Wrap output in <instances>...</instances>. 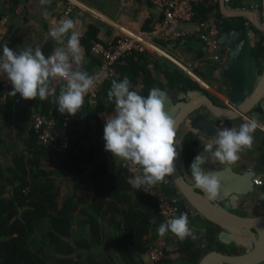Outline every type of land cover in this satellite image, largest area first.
I'll use <instances>...</instances> for the list:
<instances>
[{"label": "trees", "instance_id": "trees-1", "mask_svg": "<svg viewBox=\"0 0 264 264\" xmlns=\"http://www.w3.org/2000/svg\"><path fill=\"white\" fill-rule=\"evenodd\" d=\"M2 1L0 18L13 6L9 0L4 4ZM228 4L245 7L235 0H229ZM257 9L262 12L261 0ZM196 11L195 21L218 17L219 1L203 0ZM252 30L260 36L254 43V52L263 70L264 33L254 25ZM97 32L90 26L82 40L89 75L100 66V59L92 52L98 41ZM50 42L42 49L45 56L51 55L55 47V42ZM164 59L149 52H137L117 66L120 76L106 80L95 104L86 99L83 111L70 123L71 145L63 153L41 145L39 135L29 124H23L31 119L28 106L34 103L39 115L53 116L57 128L61 129L67 114L58 112L55 98L24 100L19 94L16 97L8 94L6 103L0 107V152L11 161V165L6 166L0 160V264H159L145 261L150 247L149 235L164 222L157 199L144 190L132 188L128 183L129 175L123 169L110 173L107 160H99L97 149L86 144V135L80 126L85 121L87 132L97 135L104 131L97 113L109 103L107 92L114 79L129 76L133 90H138L141 84L138 91L145 97L153 87L166 91L176 87L199 88L188 73ZM157 70L165 81L152 75L151 71ZM140 73L138 82L136 74ZM60 87L56 88L57 95ZM12 90L11 85L10 92ZM214 99L220 103V98L214 96ZM23 108L29 111L24 113ZM20 144L27 150H20ZM175 204L182 212L191 211L182 203ZM210 225L206 234L196 233L199 237L196 241L178 239L177 259L168 258L170 252L164 250L163 264H198L211 250L229 254L242 252L236 246L217 240L219 227Z\"/></svg>", "mask_w": 264, "mask_h": 264}, {"label": "clouds", "instance_id": "clouds-1", "mask_svg": "<svg viewBox=\"0 0 264 264\" xmlns=\"http://www.w3.org/2000/svg\"><path fill=\"white\" fill-rule=\"evenodd\" d=\"M39 2L43 6L50 4L51 0ZM43 15L47 18L48 12L45 10ZM80 23L79 19L72 18L54 22L49 35L60 46L48 56L39 46L19 52L7 43L2 46L0 74H6L12 85L10 96L19 94L24 100L54 97L62 115L75 116L83 111L85 96L95 87L96 81L82 66L85 50L78 30ZM58 79L64 83L57 95L54 82ZM169 99L168 91L159 87L151 88L146 97L141 95L138 90H133L127 76L112 80L107 92V101L114 107L112 114L105 117V150L116 159L139 167L141 171L128 180L136 190L143 188L150 192L176 172L177 147L182 146L183 141L178 135L177 121L165 110ZM257 129L264 132V124L254 117L238 128L219 129L215 136L205 141L199 129L194 128L203 142V151L196 155L190 166L191 182L206 194L209 202L218 199L222 188L218 172L205 168L209 157L212 164L235 165L240 160V153L253 147ZM131 171L135 173L136 167ZM169 232L181 242L189 238L192 241L199 239L196 230L189 227L186 213L161 223L157 228L160 237Z\"/></svg>", "mask_w": 264, "mask_h": 264}, {"label": "water", "instance_id": "water-1", "mask_svg": "<svg viewBox=\"0 0 264 264\" xmlns=\"http://www.w3.org/2000/svg\"><path fill=\"white\" fill-rule=\"evenodd\" d=\"M218 1V41L228 48L227 67L222 75L229 84L225 99L235 104L236 109L229 107L223 99L218 104L202 87L181 90L174 97L169 95L165 107L177 121V131L187 123L207 138L217 134L218 122L228 125L245 121V116H249L258 117L264 124V69L255 56L252 36L253 25L264 33V0H261L260 13L253 8L233 7L226 0ZM261 136L264 137V132ZM245 151L253 159V166L246 165L243 171L228 166L213 170L218 172L222 185L214 203L185 178L178 160L175 174L165 179L171 183L172 192L168 194L171 200L182 203L205 221L218 226L217 240L244 250L237 254L211 250L198 264H264V213L249 216L236 210L243 196L264 197V191H256L253 183L258 172L264 174V149L254 142L253 147Z\"/></svg>", "mask_w": 264, "mask_h": 264}, {"label": "crops", "instance_id": "crops-1", "mask_svg": "<svg viewBox=\"0 0 264 264\" xmlns=\"http://www.w3.org/2000/svg\"><path fill=\"white\" fill-rule=\"evenodd\" d=\"M68 2L69 0H51L50 4L42 6L39 0H9V3L13 6H11V8L8 10V14H5L8 16V22L4 28V32L6 33L5 43L14 47L18 52L27 47H32L34 49L37 46H39L42 50L48 42H55L49 35V31L54 26V22H58L61 19L72 18L79 19L81 22L78 26V30L81 32V45L83 48L84 46L82 44V40L90 26L95 27L98 31L96 37L98 38V41L96 43L110 48L112 44L115 43L117 38L122 35L141 39L147 38L148 33L159 28L162 16V14L151 4V0H73V2L77 5H75V8L72 10L70 16L65 17L64 11L67 8ZM45 10L48 12L47 18H45L43 15ZM194 25L195 22L188 21L186 23H182L180 27L184 29H191L194 27ZM174 28L176 27L172 26L171 31ZM166 44L168 45L169 50L179 52L180 55H182L187 61L191 63V65H193L191 76L195 81H197L200 87L208 90L213 96L219 97L220 99L222 98L223 94L224 97H226V94H228L229 84L222 76L223 70L225 68L217 67V63L207 58L209 53L203 49V45L200 40H188L184 44H178L172 41ZM54 46L58 47L60 45L55 42ZM84 50L85 60L82 66L86 71V49L84 48ZM220 65L227 64L223 63ZM151 69H153L152 66ZM151 72L155 78L157 77L159 80L165 81V77L159 74L158 70L156 72ZM136 75V81L139 82L141 80L142 74L140 73ZM141 87L142 85L140 84L137 86V89L140 90ZM181 90H183L181 87H176L173 90L167 89L169 95L172 97L179 95ZM31 104L32 105L28 106V108L31 111L30 115H32V117L31 119L24 121V125L29 124L36 115H39V113H37L39 111L37 110L36 104ZM113 107V104L105 103L103 105L102 111L97 113L104 127L106 123L105 117L112 114ZM22 111L25 113L29 110H25L23 108ZM7 126H9V124ZM85 126L86 122L84 121L80 128L81 131H84L86 135V144L89 147L93 146L97 149L99 153V160H107L106 156L101 153L100 147L97 143L96 134L91 131L87 132L85 130ZM224 127L231 128L235 127V125L230 123L228 125H224L222 128ZM178 135L182 138L183 144L182 146L177 147V151L179 152V157L177 160L185 178L191 182L192 178L190 166L196 155L203 151V142L200 140L199 135H197L194 132V129H192L188 124L180 130ZM254 135H256V133ZM204 140L207 141L205 138ZM254 141L256 144H258L256 139ZM19 149H26V146L24 144H20ZM205 155L208 156L207 153ZM0 160L6 166L11 165V161L9 159H5L1 152ZM246 165L251 167L254 165V163L247 154L241 152L240 160L231 167H233L235 170L243 171ZM225 167L227 166L219 164V162L212 164L210 157L209 162L205 165L206 170L211 168L217 170ZM72 181V183L75 182V180ZM163 183V185H157L156 188L159 195L162 194V196L169 198L168 194L172 192V188L170 186L171 183L167 180H165ZM139 190L142 189H138L136 191ZM242 206L243 209H246L245 202L242 203ZM187 215L189 217L190 228H194L196 233H200L201 235L207 233L211 226L210 222L205 221L192 211H188ZM157 228L158 227L153 228L149 235L150 245H156L163 248L166 252H170L168 254V258L177 259L179 257L178 253L176 252L178 248V238H176L170 232L164 237H160L157 234ZM162 261L161 263L159 262V264H163Z\"/></svg>", "mask_w": 264, "mask_h": 264}, {"label": "built area", "instance_id": "built-area-1", "mask_svg": "<svg viewBox=\"0 0 264 264\" xmlns=\"http://www.w3.org/2000/svg\"><path fill=\"white\" fill-rule=\"evenodd\" d=\"M203 0H151V4L161 14V20L159 28L148 33V37L145 39L133 38L130 36L122 35L115 41L110 48L103 46L102 44L95 43L92 52L100 59V66L91 75L94 77L96 84L93 89L90 90L85 96V100L88 99L92 104H95L98 99L105 81L119 77L116 67L124 64V60L133 53L149 52L153 55L160 54L161 57L171 61L178 66L181 70L192 75L193 65L187 61L179 52L171 51L168 49L166 43L174 41L178 44H184L188 40L198 39L202 42L203 49L208 51V59L217 63V67L226 68L227 65V52L228 48L225 45H221L218 41L219 27L217 24V17L209 16L208 18L195 21L196 6ZM229 2V0H226ZM76 3L73 0H69L64 16H70L72 10L75 8ZM195 22V25L191 29L181 28L180 25L186 22ZM8 22V16L3 15L0 18V55H2L5 44V32L4 28ZM176 27L171 31V27ZM162 41V43H161ZM9 46V45H8ZM11 49L16 50L14 47L9 46ZM17 51V50H16ZM18 52V51H17ZM64 82L56 80L54 82L55 87H59ZM0 85L2 94L0 96V107L3 106L8 97V93L11 90V83L7 79L6 74H0ZM225 103L229 107H236L224 99ZM76 116V115H75ZM75 116L68 115L64 121V127L62 129L57 128V121L53 116L36 115L29 123V127L39 135V143L43 146L51 148L57 152H67L71 145L69 136L70 123L75 119ZM104 132L97 134L96 139L100 147L101 153L106 156L108 168L110 173H115L119 168L123 169L129 178H133L141 170L138 166H133L128 162L120 159H116L113 154L105 150ZM133 167H136V172L131 171ZM255 186H261L264 184V174H258L253 178ZM143 190V188H141ZM152 196L157 198L159 213L162 216L164 222L178 217L182 212L176 206V202L165 196L159 195L156 187L149 190ZM147 257L152 263L161 262L166 254L163 248L156 245H150L147 251Z\"/></svg>", "mask_w": 264, "mask_h": 264}, {"label": "flooded vegetation", "instance_id": "flooded-vegetation-1", "mask_svg": "<svg viewBox=\"0 0 264 264\" xmlns=\"http://www.w3.org/2000/svg\"><path fill=\"white\" fill-rule=\"evenodd\" d=\"M211 66H215V65H211ZM227 67V66H226ZM261 67V66H260ZM190 75V74H189ZM191 76V75H190ZM192 77V76H191ZM193 78V77H192ZM197 82V81H196ZM199 87H200V85H199ZM206 91H208V90H206ZM209 92V91H208ZM210 93V92H209ZM210 95L213 97V99H214V96L210 93ZM219 98V97H218ZM215 100V99H214ZM220 100V99H219ZM221 100H222V98H221ZM216 101V100H215ZM224 102H225V100H223ZM220 103H221V101H220ZM219 102H218V104H220ZM203 111H205V109H202ZM246 120V119H245ZM245 121H237V122H231V123H233L234 125H235V127L236 128H238L242 123H244ZM230 124V123H229ZM187 125V123L186 124H183L181 127H180V129H182L183 127H185ZM225 125V123H220V122H218L217 123V126H218V128L219 129H221L223 126ZM178 132H180V131H178ZM261 131L259 130V129H257V131H256V140L258 141V146L260 147V149L261 150H263L264 149V137H262L261 136ZM179 134V133H178ZM202 136H204V135H202ZM204 138L205 139H209V138H207L206 136H204ZM255 142V141H254ZM244 152V154H246V151H243ZM251 161H253V159H251ZM211 170H216V169H212L211 168ZM260 173H262L261 171L260 172H258L257 173V175L258 174H260ZM191 183V182H190ZM264 185V184H263ZM262 186V185H261ZM261 186H255L256 187V191H259L260 190V192H262V191H264V188L263 187H261ZM241 201H242V203L243 202H245L246 203V209H243V206H242V203H241V205L239 204L238 205V207L236 208V210H237V212L238 213H240V214H242L241 212L242 211H244L245 212V214H242V215H249V216H255V215H258V214H263L264 213V197H262V198H256V197H254V195L253 196H243V198L241 199ZM242 252H244V250L242 249Z\"/></svg>", "mask_w": 264, "mask_h": 264}, {"label": "rangeland", "instance_id": "rangeland-1", "mask_svg": "<svg viewBox=\"0 0 264 264\" xmlns=\"http://www.w3.org/2000/svg\"><path fill=\"white\" fill-rule=\"evenodd\" d=\"M235 2H236V3L240 2L241 4H245V6H246L247 8H253V9H255V10L258 11L257 6H258V4H259V0H235ZM248 5H249V6H248ZM252 32H253V33H252L253 40H254V43H255L257 40H259V37H260V36H257V35L254 33V31H252ZM155 55H156L158 58L161 57L160 54H159V55H158V54H155ZM162 58H164V57H162ZM222 99H223V100L225 99L224 94H223V96H222ZM245 121H246V120H245ZM262 124H263V123H262ZM145 260H146V261H149L147 255L145 256Z\"/></svg>", "mask_w": 264, "mask_h": 264}, {"label": "bare ground", "instance_id": "bare-ground-1", "mask_svg": "<svg viewBox=\"0 0 264 264\" xmlns=\"http://www.w3.org/2000/svg\"><path fill=\"white\" fill-rule=\"evenodd\" d=\"M232 108H233V107H232ZM234 109H236V107H235ZM245 119H246V120H250V119H252V118L249 117V116H245Z\"/></svg>", "mask_w": 264, "mask_h": 264}]
</instances>
